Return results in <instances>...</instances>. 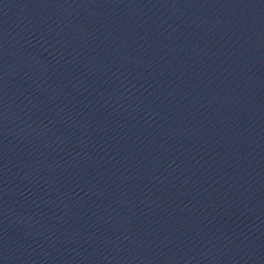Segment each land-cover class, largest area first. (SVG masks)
I'll use <instances>...</instances> for the list:
<instances>
[{
    "label": "water",
    "instance_id": "water-1",
    "mask_svg": "<svg viewBox=\"0 0 264 264\" xmlns=\"http://www.w3.org/2000/svg\"><path fill=\"white\" fill-rule=\"evenodd\" d=\"M0 264H264V0H0Z\"/></svg>",
    "mask_w": 264,
    "mask_h": 264
}]
</instances>
